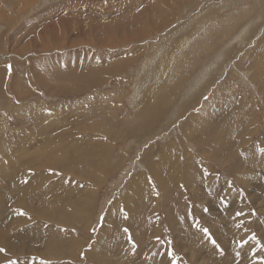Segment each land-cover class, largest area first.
<instances>
[{
  "label": "rangeland",
  "instance_id": "1",
  "mask_svg": "<svg viewBox=\"0 0 264 264\" xmlns=\"http://www.w3.org/2000/svg\"><path fill=\"white\" fill-rule=\"evenodd\" d=\"M179 1L0 0V185L25 173L0 201L35 199L14 213V239L29 240L3 264H264V0ZM78 72L85 92L42 84L69 88ZM43 153L71 164L45 171ZM219 212L247 257L216 253ZM45 229L72 251L45 255Z\"/></svg>",
  "mask_w": 264,
  "mask_h": 264
},
{
  "label": "bare ground",
  "instance_id": "2",
  "mask_svg": "<svg viewBox=\"0 0 264 264\" xmlns=\"http://www.w3.org/2000/svg\"><path fill=\"white\" fill-rule=\"evenodd\" d=\"M183 1L184 0H180L179 2H183ZM188 1L189 0H186L187 3H188ZM230 2H231V0H230ZM257 2H255V3H257ZM247 3L250 4V2H247ZM244 4H246V3H244ZM253 7H254V5H253ZM232 13H233V11H232ZM239 13H240V10H239ZM116 29H118V28H116ZM121 29L122 30L123 29L126 30V27L125 26H122ZM140 32L145 33L144 30H141V31H139L137 33H140ZM30 33H33V32H30ZM190 47L192 49V52L190 53L191 55H193V54H195V53L198 52V50L195 49L196 46L193 45V46H190ZM184 56L186 57V58L183 57V59L185 58L184 61H181L183 59H181V60L178 61V66L180 68L186 66L187 54L184 55ZM0 71H2L1 68H0ZM68 74L69 73H67V75ZM81 74H83L84 77ZM169 76H173V75L170 74ZM71 77L72 78H67L68 82L70 83V85H69L70 87L69 88H65L63 86V88H60L59 89L58 87H60V86H58V85H56L54 83V80H53L54 78L53 77L48 78L45 82H42V84L43 85L44 84L46 85V87H47L46 89L48 90V92L51 95L57 94V95L62 96V95L70 94V93H75V92L77 93V92H80V91L85 92L84 88H86V86H87V82L85 80V79H87V77H85V73H79L78 72V76L77 77L75 75H72ZM174 77H175V81H176L177 78H178V76H174ZM172 78L173 77L170 78V83L173 84V79ZM56 79H58V78H56ZM2 82H3V75H2V72H1L0 73V85L2 84ZM159 87H161V86H159ZM1 88H3V87H0V94H1V91H2ZM4 93H6L7 95L10 94V92L9 93L4 92ZM10 95H9V97H10ZM2 96H4V94ZM8 101H10V99ZM6 103L8 104L9 102H5V104ZM3 107H4V105H3ZM3 107L0 106V112L1 113H4V111H6V109L3 111ZM6 107L7 106H5V108ZM30 107H31L30 103H29V107H25V108H29V110H30V112H29L31 114L30 119L32 121H40L41 120L40 114L38 112L37 113L36 112L33 113L32 109ZM36 107L38 109H41V106L39 104ZM22 108H23L22 106H16V111L19 114H23V113L25 114V109L23 108V110H22ZM0 117H1V115H0ZM150 119H152V120L151 121H148V122H144L143 125H141L142 128H144L146 125H149L150 123H152L153 122V119H154V116H152V118H150ZM2 129H4V127L0 123V131H1L0 132V139L3 137V135L1 134L2 133ZM29 129L30 128H26L25 131H24V133H28ZM45 130H46V128H45ZM30 131H31V133L34 132L32 130H30ZM24 133H22V134H24ZM3 134H10V133H8L7 131H5V133H3ZM20 151H21L20 149H16L15 155L19 154ZM49 153L50 152H48L47 154H49ZM47 154L43 153L44 156H41V158H40V160L43 162V165L42 166H43V169L45 171L48 170L49 172H51L49 168L57 169L60 165H62L63 168H66L64 166L65 164H71L70 162L67 161L68 159L58 158L56 155H54V157H48ZM49 160L52 161V163H50ZM2 167L3 166H1V168ZM152 170H153L152 173H156L158 171L157 168H155V169L152 168ZM34 171H31L30 170V174L29 175H32L33 177L36 178L37 177L36 170H34ZM40 171H41V168H38L37 169V172H40ZM18 174H25V173L22 172L20 169L19 170H17V169L14 170V173L11 175L12 178H11L10 182H7V184H6L7 186H9V188L11 190H13V188L11 187V182H12V180H14L16 178V176ZM4 178H6V177H4ZM33 180H34V178H27V180L25 181V183H26L25 190H27L29 187H32V188H35L36 187L35 184H34V182H33ZM6 185H3V183H2V185H0V187L6 186ZM12 186H14V185H12ZM27 200H35V199L32 198L30 196L29 192L26 191V192H24V195L21 196V200H6V201H0V247H3V248H12V247H15L16 246V242H17V244H19V246L21 248L22 245L25 243V241L26 240L27 241L29 240V235H31V230L29 229V231H28V228H25V229H23L20 232L21 239H17V240L14 239V237H17L18 236L17 233H16V224H15V222L16 223H19V222L21 223L22 222L21 220H19L18 218L15 217V214L14 213L17 210H20V209L27 210L28 207H29ZM57 207L59 208V207H61V205H57ZM53 210L57 211L56 208L53 209ZM50 212H51L50 209H48V211L45 213V217H46L47 220H49V221H51L53 223L54 220H50V219L57 218V215H53V214H55L54 212H52L53 214L51 213V215H50ZM227 215H228V217L230 219V213L229 212H228ZM61 216H62V214H61ZM223 216H224V214L219 212V214H218V216L216 218V221H215V224L216 225L214 226L215 231L217 233H219V235L217 236L218 242H216L215 251H216L217 247H219L220 250L218 252H216V253H219L222 250H224L225 251L224 258L226 260H229V259H231L234 256H240L242 258L247 257L248 254L246 252V249H247V247L250 244H248V245H239V244H237L236 241H235L236 237H233L236 234V231L235 230L228 231V232H222L221 231V229L223 228L224 225L221 226L219 224V221H220V219ZM233 220H236V219H233ZM73 224H76V223L75 222H72L71 225H73ZM229 224H230V227H234L235 226V224H231V223H229ZM219 228H221V229H219ZM240 230L241 229H237L238 234H239ZM257 230L264 237V229H263V232H261L262 229H260V227H257ZM186 233H187V237L189 239H191L193 241H196L197 240V235H195L192 231L186 230ZM193 236H195V237H193ZM202 237L204 238L205 236L202 235ZM232 237H233L234 241H229ZM238 237L240 238L241 235L239 234ZM33 240L35 242H38V245L40 246V249L43 251V253L45 255H47V256L51 255L53 258L60 256V252H55L59 248H60V251H62V250L63 251H66V252L72 251L71 246H69V245L63 246L62 244H59L58 243L59 241L57 240V238H55L53 236L51 229L40 230L39 232H37V235L34 236V239ZM228 241H229V244H226ZM28 244L29 243H27L24 248H26ZM71 244L72 243L70 242V245ZM226 248H230V250H227ZM7 255H8L7 252L6 253H0V264L5 263V261L7 259ZM38 255L41 256V254H38ZM257 263H258V261H257Z\"/></svg>",
  "mask_w": 264,
  "mask_h": 264
},
{
  "label": "snow or ice",
  "instance_id": "3",
  "mask_svg": "<svg viewBox=\"0 0 264 264\" xmlns=\"http://www.w3.org/2000/svg\"><path fill=\"white\" fill-rule=\"evenodd\" d=\"M8 67H9V72H10L11 71V66L9 65ZM80 187H83V185H80ZM16 215H18V216H26L27 213L23 209H20V210H17L16 211ZM237 215H240V213H237ZM125 218H127V215L126 214H125ZM29 219H31V217H29ZM99 219L102 222L103 219H104V217L101 216ZM65 231H66V229H65ZM72 231H75V229H72ZM92 231L95 232L96 229L95 228H92ZM123 231L125 233H128L129 230L127 228H125ZM203 231H204V233L206 235L208 234V230L207 229H203ZM129 239L131 240V237H129ZM252 239H256V237L253 236ZM212 243L215 244L216 243L215 240H212ZM135 248H136V245H135V243H133V249H132L133 252L135 251ZM6 252H7V250L5 248L0 247V253H6ZM169 254L171 255V253H169ZM81 255L83 256V254H81ZM7 264H18V260L9 259L7 261ZM33 264H35V260H33ZM40 264H50V262L45 261V260H41L40 261ZM173 264H175V260H173Z\"/></svg>",
  "mask_w": 264,
  "mask_h": 264
}]
</instances>
